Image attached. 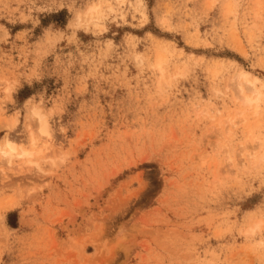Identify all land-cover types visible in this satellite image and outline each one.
I'll use <instances>...</instances> for the list:
<instances>
[{
    "label": "clouds",
    "instance_id": "9594fccd",
    "mask_svg": "<svg viewBox=\"0 0 264 264\" xmlns=\"http://www.w3.org/2000/svg\"><path fill=\"white\" fill-rule=\"evenodd\" d=\"M61 12L63 27H56L55 21L42 27L43 16ZM212 12L220 26L206 34L208 43L198 45L211 51H185L162 34L184 33L185 43H191L187 34L198 36L199 24ZM174 15L160 0H0V240L21 242L23 226H13L8 212L18 209L22 220H35L34 197L51 186L47 178L69 163L70 150L57 138L67 137L71 123L64 118L73 91L68 82L72 70H89L72 81L78 92L116 50L107 34L129 28L142 30V36L125 33L127 46L116 69L119 78L131 83L149 116L157 102L167 98L171 104L179 98L175 115L181 135L199 131L197 142L213 149L228 137L233 147L220 172L201 171L207 185L220 186L217 177L223 176L231 178L227 185L243 193L234 198L222 221L233 241H242L236 247L237 259H220L221 249L210 248L207 239L188 236L169 241L160 250L159 264H264V0H200L199 15H189L179 26ZM150 24L161 34H154ZM16 25L23 28L13 34ZM81 34L92 37L89 45ZM225 41L245 54L246 65L215 59ZM93 44L97 51H88ZM49 57L66 77L64 88L49 94L45 86L21 97L25 86L43 81ZM200 73L208 81L206 92L182 87L194 78L198 82ZM202 159L197 155L186 163L195 167ZM255 193L259 199L245 207L243 201ZM121 264H129L127 256Z\"/></svg>",
    "mask_w": 264,
    "mask_h": 264
},
{
    "label": "rangeland",
    "instance_id": "374dc122",
    "mask_svg": "<svg viewBox=\"0 0 264 264\" xmlns=\"http://www.w3.org/2000/svg\"><path fill=\"white\" fill-rule=\"evenodd\" d=\"M160 3L174 11L178 26L189 15L195 18L200 13V0ZM53 21L56 27H63L65 14L43 16L42 27ZM219 26L217 14L212 12L199 24L198 36L187 34L191 43H185L184 33L162 34L174 38L185 51L200 55L211 50L198 45L208 43L206 34ZM22 28L16 25L13 34ZM148 28L161 34L155 24ZM113 31L116 34L109 33L106 38L114 40L116 50L78 92L72 81L89 70H72L68 82L73 91L64 118L65 123H71L67 137L57 138L70 150L69 163L47 178L45 182L50 181L51 186L34 197L35 220H22L18 209L8 212L15 221L13 226H23V235L19 243L0 240V264H115L121 256H127L129 264H159L160 250L169 241L179 242L188 236L207 239L210 248L221 249L220 259H237L236 247L242 241L234 242L222 221L229 215L234 198L243 193L227 184H206L201 169L219 173L223 161L209 159L213 148L197 142L199 131L179 133L175 115L179 98L171 104L165 98L153 105V115L145 113V104L131 83L116 73L127 46L125 33L141 37L142 30ZM81 38L86 46L92 41L83 34ZM227 44L225 41L215 59L246 65L245 54ZM87 50L97 51L94 44ZM45 64L43 81L32 88L25 86L21 97L45 86L49 94L64 88L66 77L53 67V58ZM131 71L135 73L134 68ZM109 76L111 79H105ZM207 84L200 73L198 82L194 78L182 87L206 92ZM197 155L203 157L199 165L186 163L194 162ZM146 172L152 180L142 179ZM258 199L259 193H255L243 201L244 206Z\"/></svg>",
    "mask_w": 264,
    "mask_h": 264
},
{
    "label": "snow or ice",
    "instance_id": "6c2138e0",
    "mask_svg": "<svg viewBox=\"0 0 264 264\" xmlns=\"http://www.w3.org/2000/svg\"><path fill=\"white\" fill-rule=\"evenodd\" d=\"M232 142L228 137H224L220 140L219 144L208 154L209 159H213V160H220L223 161L226 157H228L229 155H231V150H232ZM205 163H207V161H205ZM151 174L149 173H145L144 176L142 177V179H144V177L149 176ZM219 185H226L228 183V178L226 179L223 176H218L217 177ZM235 179H239V177H235ZM117 246L119 247V240H117ZM123 256H121L120 260L115 261V264H121V261H123Z\"/></svg>",
    "mask_w": 264,
    "mask_h": 264
}]
</instances>
